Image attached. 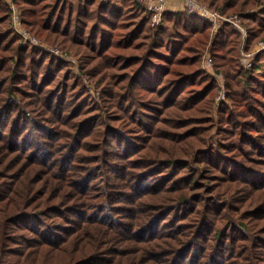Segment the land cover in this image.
Wrapping results in <instances>:
<instances>
[{"label":"trees","instance_id":"obj_1","mask_svg":"<svg viewBox=\"0 0 264 264\" xmlns=\"http://www.w3.org/2000/svg\"><path fill=\"white\" fill-rule=\"evenodd\" d=\"M198 1L264 40V0ZM10 2L78 72L0 0V264H264V51L135 0Z\"/></svg>","mask_w":264,"mask_h":264},{"label":"built area","instance_id":"obj_2","mask_svg":"<svg viewBox=\"0 0 264 264\" xmlns=\"http://www.w3.org/2000/svg\"><path fill=\"white\" fill-rule=\"evenodd\" d=\"M174 1H180V3L174 4ZM135 2L148 12L150 23L153 28H158L162 24L164 15L167 13H185L189 17L197 18L208 23L211 26V29H213L214 33L217 32L221 25L231 24L241 32L242 41H244L246 37V30L240 26L236 17H225L220 13L211 12L199 5L196 0H135ZM11 8L13 11V27L24 37L27 42L40 48L41 44H39L35 39L31 38L22 29L13 6ZM242 48L243 45L241 46V49ZM261 51H264V42H260L256 49L251 50L248 54H243V57L241 56L243 65L246 67H251L254 56ZM205 64L206 66H210L212 64V58L210 55L206 56ZM216 79L219 82L221 81V85L223 84V79L220 75H216ZM220 96L221 93L219 94L218 98Z\"/></svg>","mask_w":264,"mask_h":264},{"label":"rangeland","instance_id":"obj_3","mask_svg":"<svg viewBox=\"0 0 264 264\" xmlns=\"http://www.w3.org/2000/svg\"><path fill=\"white\" fill-rule=\"evenodd\" d=\"M196 2L199 4V5H201L202 7H204V8H206L207 10H209V11H211V12H216V13H220L219 11L217 12V11H214V10H212V9H210V8H208V7H206L205 5H203L201 2H199L198 0H196ZM4 3L7 5V3H8V5H10L9 7H10V9L12 10V4H11V2H10V0H4ZM174 4L175 3H180V1H174L173 2ZM13 9L15 10V12H16V16H17V18H18V20H19V17H18V13H17V11H16V9H15V7L13 6ZM248 13H252V11H248ZM221 14V13H220ZM223 16H225V17H236L237 18V20L239 19V17L237 16V15H226V14H222ZM238 22H239V24H240V26L241 27H243L242 26V24L240 23V21L238 20ZM12 24H13V21H12ZM229 25H231V24H229ZM232 27H234L233 25H231ZM16 27H17V25H16ZM235 28V27H234ZM244 28V27H243ZM236 29V28H235ZM237 30V29H236ZM17 31V30H16ZM238 32H240L239 30H237ZM18 32V31H17ZM19 33V32H18ZM20 34V33H19ZM240 34H241V32H240ZM29 35V34H28ZM214 35V31H213V29H211V37ZM30 36V35H29ZM31 37V36H30ZM211 37H210V39H211ZM31 38H33V37H31ZM241 38H242V34H241ZM34 39V38H33ZM27 42V41H26ZM38 42V41H37ZM260 42H264V40L263 41H260ZM260 42H258L257 44H255L254 46H253V48L251 49V50H253V49H256V47L258 46V44L260 43ZM39 44H41V46H40V48L39 47H37V48H39V49H43V50H46V51H49V52H52V53H54V55L56 56V57H58V58H61L63 61H66L68 64H70L71 66V68L73 69V71L75 72V73H77L78 72V70H77V66H78V61H77V59L76 58H74L73 56H71V55H69V56H66V55H64L63 53H64V51H62V50H59L58 48H54V49H50V48H48L47 46H45L43 43H40V42H38ZM33 45V44H32ZM243 45V48L241 49L240 48V57L242 56L243 57V54H248L250 51H246L245 49H244V41H242V43H241V46ZM35 46V45H34ZM209 50H210V44L208 45V47L206 48V50H205V53H204V55H203V57H202V61H201V68H202V70H204L206 73H209V74H211V75H213L214 77H215V79H216V75H215V73L213 72V62H212V64L210 65V66H206V64H205V59H206V56H209L210 55V52H209ZM252 58V57H251ZM211 68V69H210ZM262 71L259 69V70H257L256 71V73L257 74H259V73H261ZM217 75H220L221 77H222V79H223V84L221 85L220 84V82L218 81V84H219V86H220V90L218 91V96H219V94L221 93V96L218 98V100H221L222 98H224V95H225V93H224V91H223V87H224V78H223V76H222V74H217ZM91 92H93L92 90H91Z\"/></svg>","mask_w":264,"mask_h":264}]
</instances>
